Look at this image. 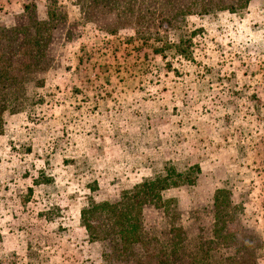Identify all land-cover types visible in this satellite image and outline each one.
<instances>
[{"label":"rangeland","instance_id":"rangeland-1","mask_svg":"<svg viewBox=\"0 0 264 264\" xmlns=\"http://www.w3.org/2000/svg\"><path fill=\"white\" fill-rule=\"evenodd\" d=\"M167 170L135 256L264 264V0H0V264H133L80 213Z\"/></svg>","mask_w":264,"mask_h":264},{"label":"trees","instance_id":"trees-1","mask_svg":"<svg viewBox=\"0 0 264 264\" xmlns=\"http://www.w3.org/2000/svg\"><path fill=\"white\" fill-rule=\"evenodd\" d=\"M179 12H184L180 10ZM38 25L40 23L36 22ZM17 33V32H12ZM20 33V32H18ZM17 33V34H18ZM24 35V32H21ZM41 33V32H39ZM16 37V34L15 36ZM38 32H35L34 36H30L27 38L29 40V44L33 47L32 49L34 52L25 51L21 52L19 49L18 51L22 53L23 59L19 62V66L22 68H30L39 67L36 59H39L43 56L41 55V49L45 50L49 43V34L38 38ZM20 48V45H19ZM12 59V58H9ZM32 60L31 62H27ZM2 74L7 76L9 68L6 64ZM12 70H15L12 68ZM18 72V70L16 69ZM195 173H199V168L195 169ZM166 176H156L153 179H145L140 184L134 186L131 191L123 192L120 201L116 203H92L87 209H84L80 213V218L83 223V227L87 230L90 237L100 238V240H107V237H112L110 241L113 243V250L118 252V257H124L129 259H134L133 264H147V260L151 259V256L146 254V257L142 258L141 256H135L133 249L138 246L143 250V252H148L147 245L149 240L146 238L145 233L142 229V208L147 204H155L154 202L161 201V192L171 188L172 186L176 185V180H173L172 176L181 177V174H174V171L167 170ZM229 203V200H227ZM226 202V203H227ZM213 205L215 208L214 213V224L213 227V234L219 236L220 231L225 228V222H222L221 226L219 225L220 221L223 219L221 218L222 211L219 209L220 207V192H217L213 199ZM101 215V216H100ZM108 219L106 224L107 228H102L103 224L102 221H107L104 218ZM99 219V220H98ZM104 219V220H102ZM231 235H226L225 237H230ZM257 243L251 247V255L249 256L250 264H256V256L254 254V250L259 248V242L257 239H254ZM251 241V244L254 242ZM240 245V243L236 244ZM242 247H249L248 245L244 244ZM217 247H215L216 249ZM209 249H206L208 251ZM206 251L203 254H206ZM250 251V248H249ZM176 251H168L166 249H162L160 254L157 255V260L154 264H173V258L171 256H175ZM206 264H209L208 260L205 261Z\"/></svg>","mask_w":264,"mask_h":264}]
</instances>
